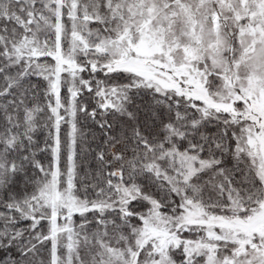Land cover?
Listing matches in <instances>:
<instances>
[{
  "label": "snow or ice",
  "instance_id": "6c2138e0",
  "mask_svg": "<svg viewBox=\"0 0 264 264\" xmlns=\"http://www.w3.org/2000/svg\"><path fill=\"white\" fill-rule=\"evenodd\" d=\"M0 264H264V0H0Z\"/></svg>",
  "mask_w": 264,
  "mask_h": 264
}]
</instances>
